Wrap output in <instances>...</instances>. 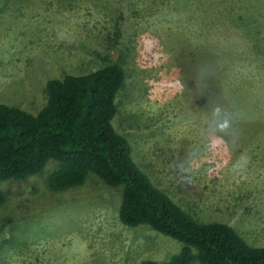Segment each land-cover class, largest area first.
<instances>
[{"label":"rangeland","instance_id":"374dc122","mask_svg":"<svg viewBox=\"0 0 264 264\" xmlns=\"http://www.w3.org/2000/svg\"><path fill=\"white\" fill-rule=\"evenodd\" d=\"M110 62L127 72L113 124L136 164L199 222L264 247V0H0V103L36 114L49 79ZM60 166L0 181V264L165 262L181 250L120 220L124 185L89 173L52 190Z\"/></svg>","mask_w":264,"mask_h":264},{"label":"trees","instance_id":"16d2710c","mask_svg":"<svg viewBox=\"0 0 264 264\" xmlns=\"http://www.w3.org/2000/svg\"><path fill=\"white\" fill-rule=\"evenodd\" d=\"M126 78L125 68L110 62L49 79L47 102L36 114L0 103V181L26 179L57 160L61 166L49 176L52 190L84 184L89 173L124 185L119 217L125 225L148 224L183 243L168 261L139 264H264V247L250 245L228 223L199 222L136 164L130 140L113 124ZM5 200L0 189V205Z\"/></svg>","mask_w":264,"mask_h":264},{"label":"clouds","instance_id":"9594fccd","mask_svg":"<svg viewBox=\"0 0 264 264\" xmlns=\"http://www.w3.org/2000/svg\"><path fill=\"white\" fill-rule=\"evenodd\" d=\"M217 114H218V112H217ZM217 127H218L219 131L226 132L231 127L230 121L228 119H223L222 121L218 122Z\"/></svg>","mask_w":264,"mask_h":264}]
</instances>
